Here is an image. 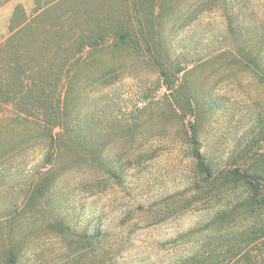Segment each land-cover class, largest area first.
I'll return each mask as SVG.
<instances>
[{
    "label": "trees",
    "instance_id": "16d2710c",
    "mask_svg": "<svg viewBox=\"0 0 264 264\" xmlns=\"http://www.w3.org/2000/svg\"><path fill=\"white\" fill-rule=\"evenodd\" d=\"M259 5L253 0H33L30 9L16 4L9 33L0 39L5 111L0 264H37L28 254L53 239L62 246L52 264H79L84 258L93 264H264V102L256 105L245 137L227 160L204 151L202 139L221 107L212 84L248 78L264 89V0ZM214 12L227 23L214 50L193 57L178 53L177 35ZM143 73L158 74L166 91L162 101L129 117L112 113V87ZM170 135V144L187 152L196 195H181L170 214L165 205L153 204L139 205L136 212L153 213L154 227L200 206L213 215L160 242L164 254L141 249L135 259L128 255L119 262L122 238L108 247L109 230H77L62 214L73 189L69 178L84 172L80 188L100 187L105 178L122 185L133 165L158 156L161 147L148 140Z\"/></svg>",
    "mask_w": 264,
    "mask_h": 264
},
{
    "label": "rangeland",
    "instance_id": "374dc122",
    "mask_svg": "<svg viewBox=\"0 0 264 264\" xmlns=\"http://www.w3.org/2000/svg\"><path fill=\"white\" fill-rule=\"evenodd\" d=\"M253 2L260 7L259 0ZM19 3L30 9L33 0H1L0 39L8 35L13 8ZM258 13L261 15V9ZM226 30V20L219 12L206 13L190 30L177 35L174 39V47L178 53H191V57L195 53L211 52L214 50L213 42L219 41ZM216 83L217 85L211 86L214 88V98L221 107L207 122L202 139L204 151L214 152L227 160L234 147L245 137L256 105L264 102V89L248 78L237 81L235 78L221 82L217 80ZM165 93L156 73L126 77L112 87L110 97L113 104L110 108L114 114L129 117L132 113L135 115L138 108H156ZM4 112L0 107V115ZM173 127L172 131L176 132L177 127ZM173 139V135H170L167 139L148 140V144L153 143L154 148L161 147L157 152L158 156L141 166L133 165L127 171L122 185H114L113 181L105 178L100 187L80 188V183L86 182L87 179L84 172L71 175L72 177L69 178L73 189L71 194L67 195L70 203L64 207L62 214L77 230L96 232L99 226L104 231L109 230L112 238L107 241L108 247L112 246L115 239L122 238L124 251L118 259L119 262L125 261L128 255L135 259L136 252L141 249L164 254L166 250L161 247L160 242L196 227L213 215V212L206 210V206H200L196 210L175 216L167 223L154 227L153 213L136 212L135 209L139 205L146 207L153 204L159 205L160 208L165 205L166 208L163 210L165 209L166 214H170L174 212L173 206L177 205L181 195H196L191 189L193 173L191 162L186 159L187 152L179 144H170V140ZM122 221L124 227L119 226ZM148 224L150 227L143 229ZM61 246L62 242L57 239L39 242L27 258L30 262L36 261L37 264H52L59 260ZM79 264H93V262L84 258Z\"/></svg>",
    "mask_w": 264,
    "mask_h": 264
}]
</instances>
